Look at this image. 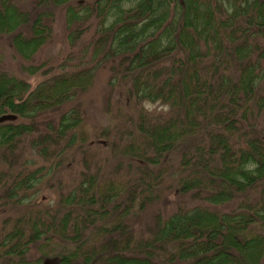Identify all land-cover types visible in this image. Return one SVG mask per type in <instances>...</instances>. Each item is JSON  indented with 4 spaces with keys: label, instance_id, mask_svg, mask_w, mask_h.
Listing matches in <instances>:
<instances>
[{
    "label": "trees",
    "instance_id": "obj_1",
    "mask_svg": "<svg viewBox=\"0 0 264 264\" xmlns=\"http://www.w3.org/2000/svg\"><path fill=\"white\" fill-rule=\"evenodd\" d=\"M60 9L71 42L93 22V54L53 72L34 59ZM0 40L19 61L17 73L0 56V116L18 118L0 123V161L9 164L0 168V202L21 206L83 143L78 99L105 64L109 84L137 105L168 107L138 109L122 153L156 182L179 153L177 201L190 193L196 200L167 217L153 212L136 235L126 223L136 185L122 190L84 171L54 212L2 231L1 264L264 262V198L249 199L264 186V135L250 105L264 108V0H0ZM38 72L44 78L31 89L25 76ZM27 150L45 165L30 168ZM231 201L229 211L215 209Z\"/></svg>",
    "mask_w": 264,
    "mask_h": 264
},
{
    "label": "rangeland",
    "instance_id": "obj_2",
    "mask_svg": "<svg viewBox=\"0 0 264 264\" xmlns=\"http://www.w3.org/2000/svg\"><path fill=\"white\" fill-rule=\"evenodd\" d=\"M63 13L62 9L57 10L54 17L53 35L46 45L36 52L34 59L35 63L43 62L50 66L53 72H57L59 68L68 69L78 63H87L93 54L94 29L91 26L93 22L89 19L86 30L71 42L67 36L68 30H66ZM1 55L11 70L19 73L18 57L11 54L10 46L5 40H0ZM96 71L94 83L78 99L79 103L82 104L80 109L81 114H83L82 128L79 129L78 135L81 137V132L84 135L83 143L66 152L63 161L55 167L52 180L39 185L37 192L34 191L26 199H23L24 202L21 206L0 202V236L2 231L12 227L13 222H23V218L30 219L37 211L41 213L43 218L45 215L54 212L55 208H58L62 203L61 198L73 190L74 183L80 180V174L84 171L91 174L97 173L99 180H101L100 183L108 181L113 186H120L122 190L127 189L128 184L136 185L138 194L132 202L135 210L130 211V219L126 222L132 227L136 235H140L146 230L145 226L150 224L153 212L157 211L163 217H167L171 211L177 209L179 202L187 207L195 204L194 201L196 200L191 193L182 195L177 201V184L171 178V172L178 173L179 153H175L176 156H173L172 159L169 158L172 161L168 159V162L161 167L162 171L159 173L162 174V178L159 182L155 181L156 178H150L149 175L139 173L138 162L131 160L128 154L122 153L126 137V134L122 135V132L129 127L130 119L134 120L135 116L138 115L137 110L141 108L149 112L165 113L168 112L167 105H162L157 101H144L137 105L135 101L126 96L121 88L109 84L108 79L112 72L109 65H101ZM25 78L32 89L36 86L37 81H40L44 76L38 72L32 76L26 75ZM250 105L251 113L253 112V116H256L252 123L257 129V133L262 136L264 135V108L261 107L262 109L257 112L256 105L252 102ZM7 121L17 122L18 118L9 113L0 116V123ZM27 151L29 152H26L25 156L30 161L28 163L30 168L45 165L42 158H37L31 153V150ZM8 165L4 160L0 161L1 169H8ZM16 167L15 164L12 169ZM172 177H176V175ZM138 178L140 181L137 180ZM255 188L249 199H254L257 195L264 198V186L257 185ZM140 197L144 199L142 202L145 201L143 209L138 204ZM234 204V201L226 202L215 207V209L229 211ZM258 230L260 231V229ZM90 233L88 230L86 235ZM90 236L91 239H96L95 236L91 234Z\"/></svg>",
    "mask_w": 264,
    "mask_h": 264
}]
</instances>
